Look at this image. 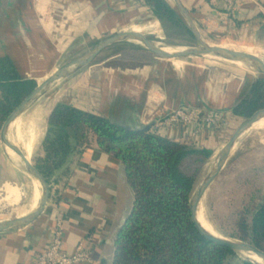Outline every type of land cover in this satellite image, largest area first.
I'll return each instance as SVG.
<instances>
[{
	"label": "crops",
	"instance_id": "obj_1",
	"mask_svg": "<svg viewBox=\"0 0 264 264\" xmlns=\"http://www.w3.org/2000/svg\"><path fill=\"white\" fill-rule=\"evenodd\" d=\"M181 2L204 39L246 45L244 49L264 48V0H239L231 7L224 0ZM158 23L164 24L144 0H0V57L8 56L22 78L40 81L58 69L74 47L131 25L153 28ZM252 81L243 73H213L172 58L135 68L95 63L57 82L45 95L52 99L46 118L57 103L64 102L121 125L154 122L152 131L215 153L240 127L241 118L232 109ZM180 106L221 110L228 126H202L194 137L191 125H158ZM51 181L45 211L27 225L0 232V264H33L49 245L57 221L62 222L66 251L84 242L91 253V262L78 264H111L116 236L134 201L123 164L93 143L75 148Z\"/></svg>",
	"mask_w": 264,
	"mask_h": 264
},
{
	"label": "trees",
	"instance_id": "obj_2",
	"mask_svg": "<svg viewBox=\"0 0 264 264\" xmlns=\"http://www.w3.org/2000/svg\"><path fill=\"white\" fill-rule=\"evenodd\" d=\"M144 1L164 24L196 40L170 0ZM135 46L153 59L161 58L145 46ZM35 89L34 81L22 78L8 56L0 57V118L10 116ZM261 108L264 76L252 81L232 113L247 120ZM93 143L123 164L134 194L132 209L116 236L111 264H255L205 238L192 220L190 200L198 175L213 155L211 149L151 129L133 131L103 115L59 102L48 117L44 155L37 166L51 183L75 148ZM237 231V238L264 251V201L249 219L241 220Z\"/></svg>",
	"mask_w": 264,
	"mask_h": 264
},
{
	"label": "rangeland",
	"instance_id": "obj_3",
	"mask_svg": "<svg viewBox=\"0 0 264 264\" xmlns=\"http://www.w3.org/2000/svg\"><path fill=\"white\" fill-rule=\"evenodd\" d=\"M170 1L174 4L172 0ZM156 25L157 27L153 28H148L150 26L145 25H131L126 28L140 27L144 29V27H147L150 31L156 29L159 31V34L151 35V38L158 41L162 46L185 47L199 45L198 41L191 39L185 32L181 30L172 28L168 24L158 23ZM115 32L116 31L108 33L98 40L87 41L81 47L79 46L70 49V51H68L60 60V63H58V69L78 56L87 53L97 43ZM207 41L216 45H233V47H230V49L242 52H252L251 48H253L248 47L247 49H244V46L246 45L230 43L228 41ZM135 45L140 46L142 44L135 40L118 42L104 50L91 64L103 62L107 67L135 68L141 67L144 64L154 60L152 54L146 52L145 50H137ZM255 48L259 47H254V49ZM157 59L171 58L161 57ZM178 60L202 65L209 68L213 73L218 72L224 73L225 75L243 73L248 79L252 80L256 79L257 77L264 76L263 73L254 72L253 73L255 76H251L243 71L240 65L225 61L220 58L202 59L197 57L192 58V60ZM49 97L50 95L41 98L22 116L25 124L34 118L37 119L39 121L38 126L41 128V137L35 143L32 154L29 158L33 159L34 164H38L39 158L43 157L44 155L43 141L48 127L46 109L49 107L48 104L52 100H49ZM245 121L246 120L241 119L240 125H242ZM234 132L235 131H232L231 134L226 137L224 145L230 140ZM222 147H219L215 153H213L212 157L203 167L202 171L197 177L194 191L200 185V183L215 169L217 157ZM5 183H10L20 188V191L22 192L20 203L18 202L13 204L9 200H5L6 193L4 191L3 185ZM50 184H52V181ZM31 186L32 182L27 173H25V171H23L10 159V157L5 152V148L0 140V222L15 219L29 210ZM263 201L264 128H256L247 132L232 151L221 173L205 192L201 201L200 210L211 228L215 231V234H219L227 238L241 240L236 237L238 234L237 230L239 223L243 218L249 219L252 211ZM239 258L247 260L241 255H239Z\"/></svg>",
	"mask_w": 264,
	"mask_h": 264
},
{
	"label": "water",
	"instance_id": "obj_4",
	"mask_svg": "<svg viewBox=\"0 0 264 264\" xmlns=\"http://www.w3.org/2000/svg\"><path fill=\"white\" fill-rule=\"evenodd\" d=\"M175 4V6L180 11L181 15L183 16L187 26L193 33V35L196 38V41L199 42V45L196 46H169L174 48V54L175 56H168L161 54L149 46L144 45L147 49H149L151 52L164 57V58H172V59H183V60H192V58H197L198 56L196 53L191 51L189 48H196L201 47L207 52L217 54L220 57V59H223L225 61L231 62V63H241V64H250V63H258L261 66H264V59L262 57H259L256 54L252 53H246L241 51H232L229 49L223 48L221 45L211 44L207 40H205L198 28L196 27L193 19L190 16V13L188 10L184 7L181 0H172ZM135 28V27H134ZM147 27L140 28L139 31H135L133 28H123L121 30L116 31L112 35L104 38L99 43H97L90 51L87 53L78 56L77 58L73 59L63 67H60L59 69H56L53 73L45 77L44 79L40 81H34V87H42L47 84L51 83H57L61 81L62 79L72 75L73 73L77 72L78 70L82 69L83 67L93 63L98 56L106 50L108 47L126 40H147L152 39L151 35H158L159 31L156 32L150 31ZM148 30V32H147ZM216 112H222L221 110H216ZM264 115V108H261L257 110L250 118H248L240 127L234 132L230 140L222 147L215 164V169L200 183V185L196 188V190L193 192L191 200H190V207H191V214H192V220L198 229V231L208 240L221 245L228 247L232 249L235 253L238 255L243 256L248 261L256 263L252 259L246 257L244 254L246 253H252L256 255L258 258L264 261V251L256 247L254 244L243 241V240H237L232 238L223 237L221 235H215L209 232L199 221L198 215L200 212V205L202 198L207 191V189L210 187V185L214 182V180L218 177V175L221 173L222 169L224 168L226 162L228 161L232 151L235 149L241 138L249 132L254 124L260 120V118ZM9 115L3 116L0 118V140L3 146H6L13 150L18 156H20L22 159H24L28 165L31 167V169L34 170V174L36 175V179L40 183L41 189H42V196L39 201V204L37 208L32 211L31 213L16 217L15 219L8 220L5 222H0V232L13 229L19 226L27 225L31 222H33L35 219H37L47 208L50 198H51V184L48 178L40 171L37 164L33 163V159L27 158L26 153L24 150L13 143L9 138V133L6 127V120L8 119ZM153 123H148L144 125H137L135 127L132 126H126L127 128L133 130V131H149Z\"/></svg>",
	"mask_w": 264,
	"mask_h": 264
},
{
	"label": "bare ground",
	"instance_id": "obj_5",
	"mask_svg": "<svg viewBox=\"0 0 264 264\" xmlns=\"http://www.w3.org/2000/svg\"><path fill=\"white\" fill-rule=\"evenodd\" d=\"M138 42L143 43L146 46H149L153 50L164 54L168 56H175L174 54V48L169 46H162L159 43H154L150 40H136ZM223 47V46H222ZM225 49L233 50L230 48L223 47ZM191 51L196 53L198 57H205V58H220L221 56L217 54H213L210 52H207L201 47L196 48H189ZM252 52H246V53H252L256 54L259 57H262L264 59V48H251ZM242 52V51H241ZM237 65H240L241 68L246 69L248 71L254 72V73H263L264 74V66L259 65L258 63H250L246 65H242L241 63H238ZM57 83H51L44 85L42 87H37L27 98L13 111V113L8 117L6 120V127L9 133L10 140L15 143L16 145L20 146L24 152L27 155V158L29 160L32 151L34 149V145L37 142L38 139L41 137V128L38 126L39 121L37 119H32L28 123H24V120L22 118V115L39 99H41L43 96L48 94L54 86H56ZM256 128H264V115L260 118L258 122H256L252 129ZM5 152L10 157V159L19 166L31 179L32 186H31V199H30V205L29 210L26 213H23L21 216L27 215L34 211L41 199L42 196V189L40 186V183L36 179V175L34 174V170L31 169V167L28 165V163L22 159L20 156H18L13 150L10 148L4 146ZM4 185V191L6 193L5 200H9L11 203L16 204L20 203L21 199V191L20 188L17 186H14L10 183H5ZM14 206V205H13ZM8 207V206H7ZM18 216V217H21ZM198 219L200 223L212 234H215V231L211 228L207 220L204 218L203 214L201 213V210L198 215ZM217 235V234H215ZM246 257L252 259L256 263L264 264V261L258 258L256 255L252 253H246L244 254Z\"/></svg>",
	"mask_w": 264,
	"mask_h": 264
},
{
	"label": "built area",
	"instance_id": "obj_6",
	"mask_svg": "<svg viewBox=\"0 0 264 264\" xmlns=\"http://www.w3.org/2000/svg\"><path fill=\"white\" fill-rule=\"evenodd\" d=\"M229 7L239 0H224ZM160 126L191 125L195 129L192 135L195 137L202 126L224 128L228 126L226 117L222 112H216L205 108H191L180 106L173 110L167 117L158 123ZM52 239L34 259L33 264H78L91 262V253L84 242L79 243L76 249L68 252L63 248L62 222L57 221L51 229Z\"/></svg>",
	"mask_w": 264,
	"mask_h": 264
}]
</instances>
